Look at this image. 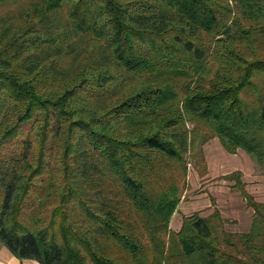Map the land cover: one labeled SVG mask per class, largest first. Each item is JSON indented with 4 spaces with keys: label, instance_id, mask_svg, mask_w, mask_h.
Wrapping results in <instances>:
<instances>
[{
    "label": "trees",
    "instance_id": "16d2710c",
    "mask_svg": "<svg viewBox=\"0 0 264 264\" xmlns=\"http://www.w3.org/2000/svg\"><path fill=\"white\" fill-rule=\"evenodd\" d=\"M217 138L264 174V0H0V243L40 264H264L217 211L170 219Z\"/></svg>",
    "mask_w": 264,
    "mask_h": 264
},
{
    "label": "rangeland",
    "instance_id": "374dc122",
    "mask_svg": "<svg viewBox=\"0 0 264 264\" xmlns=\"http://www.w3.org/2000/svg\"><path fill=\"white\" fill-rule=\"evenodd\" d=\"M206 170L201 163L195 165L188 155L185 188L171 216L170 227L181 222L182 215L198 212L208 216L217 211L224 219L223 228L231 232L250 229L253 210L244 199L241 189L233 187L235 174L240 172L243 190L254 201L264 202V174L255 161L243 150L227 152L217 138L200 146ZM1 245V244H0Z\"/></svg>",
    "mask_w": 264,
    "mask_h": 264
},
{
    "label": "crops",
    "instance_id": "0c3cea01",
    "mask_svg": "<svg viewBox=\"0 0 264 264\" xmlns=\"http://www.w3.org/2000/svg\"><path fill=\"white\" fill-rule=\"evenodd\" d=\"M239 150H241V149H237V152ZM179 226H180L179 223H175L174 228H172V229L176 230V229H178ZM0 264H40V263L36 260L28 259V258L19 259V258L15 257L7 248H5L1 244L0 245Z\"/></svg>",
    "mask_w": 264,
    "mask_h": 264
}]
</instances>
